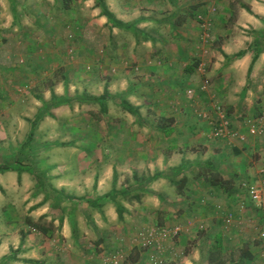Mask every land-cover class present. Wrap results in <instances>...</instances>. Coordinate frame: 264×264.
<instances>
[{
  "label": "crops",
  "instance_id": "obj_1",
  "mask_svg": "<svg viewBox=\"0 0 264 264\" xmlns=\"http://www.w3.org/2000/svg\"><path fill=\"white\" fill-rule=\"evenodd\" d=\"M41 4L63 8L61 1ZM105 5L112 20L96 5L91 16L83 19L78 13L71 20L47 14L46 40H37L34 31L15 34L8 27L0 31V125L11 122L8 131L13 132L15 124L20 127L40 115L39 132L50 140L63 134L59 121H69L70 144L76 146L72 160L37 164L35 169L46 172L43 177L25 171L0 172V227L6 234L15 225L36 235L39 232L25 227L24 220L44 218L60 226L67 237L78 226L95 229L120 223L124 228L121 222L131 220L126 226L130 233L138 231L149 216L156 218V227L161 226L160 217L179 216L165 223L168 228L177 226V233L147 247L130 241L123 245L120 264L124 260L128 264H217L208 259L212 236L221 233L224 243L231 239V230L238 234V227L223 224V214L234 215V224L242 217L255 222L264 216V201L257 208L240 187L264 180V129L251 135L245 124L264 109V0H105ZM199 14L209 22L208 40L201 38ZM82 21L90 26L87 39L79 35L70 44L74 35L68 34L69 43L64 44L63 28L78 29ZM48 24L57 26L56 39ZM240 51L244 53L237 56ZM19 54L24 58L17 61ZM203 78L209 80L204 90ZM188 89L192 94H187ZM104 91L108 93L104 101L88 98ZM213 100L226 107L231 128L243 132L244 140L212 136V124L197 110L211 115ZM95 105L106 107L108 141H95V128L80 129L82 118L93 121ZM3 132L0 127V152L5 150L3 144H10ZM97 144L104 145L100 155ZM24 155L18 160L25 161ZM66 169L75 171L68 174ZM37 181L49 182L64 194L85 195L94 204L62 195L54 199L43 190L33 194L34 188H41ZM19 186L27 192H20ZM106 193H114L124 206L123 219L118 218L113 198H100ZM242 199L246 209L238 204ZM23 207L29 212L22 213ZM198 222L200 230H194ZM246 229L250 235L251 229ZM6 234H0V264L20 244L19 239L9 242ZM32 234L16 253L18 261L42 257V264H48L39 253L44 245L35 243ZM238 237L242 239L241 234ZM241 243L245 248L234 244L237 255L223 256L221 261L238 264L241 250L247 249L252 254L249 263L264 264L262 253H254L257 242ZM110 249L105 243L95 263L102 264ZM130 254L133 262L128 260Z\"/></svg>",
  "mask_w": 264,
  "mask_h": 264
},
{
  "label": "rangeland",
  "instance_id": "obj_2",
  "mask_svg": "<svg viewBox=\"0 0 264 264\" xmlns=\"http://www.w3.org/2000/svg\"><path fill=\"white\" fill-rule=\"evenodd\" d=\"M56 2V1H61L63 4V8H58L55 4L53 6L50 5L49 8H43L41 2ZM95 0H0V31L4 30L6 31V28H9V31L11 33L19 34L23 32V30H28L30 32L34 31V34L36 37H38L37 40H46L49 39L47 29H45L43 26L46 24L45 17H47V14L51 16H58L61 18L69 17V20H71V16H74L76 13L82 15L83 18H87L91 16V11L93 7L95 6ZM10 4H13L12 9L10 7ZM75 5V6H74ZM74 6V7H73ZM53 24H55V19L52 20ZM83 22V21H82ZM82 24V23H81ZM52 28L49 30L54 31L53 38L56 39L55 33L57 26H53L48 24ZM83 22V26L79 27L78 29H73L72 27L68 28H63V43L67 44L69 41H66V38L68 37V34L74 35L73 38L70 40L71 42L79 37V35L82 36V38L85 36V39H87V36L90 32L89 25H87ZM3 31V32H4ZM249 31V29H248ZM75 32V34H74ZM24 33V32H23ZM58 34V39L61 37L59 32ZM254 36H258L257 33H253ZM61 41V40H60ZM74 45V44H73ZM20 58H24L22 54L17 55V61ZM94 110H91L92 114L91 117L93 118V121L87 122V121H82L81 122L82 127L80 129H87V128H95L96 133V138L95 141H103L108 138V134H104L105 131H108V127L106 128L107 122L104 123V118L103 115L106 112L101 110V107H98V105H95ZM123 109L126 107L123 106ZM0 110H2L0 108ZM32 119H28L22 122V126L26 125L24 128H21L22 126L18 127L17 124H15L14 128L15 130L13 132L8 131V125L11 122H6V121H1L0 127L3 128L5 135L4 141L10 142V144H3L5 147V150L3 152H0V161L4 163H10L13 161V158L18 159L20 157L26 156L25 162L27 163H33L32 167L37 168L36 165H40V162H52L53 160H56L58 164L61 163V161H66V160H72L73 155L72 152H74L76 149H73L70 143L72 139V135L70 134L69 127L71 125V122L69 121H59V126H62L63 129V134L57 136L53 139H48L45 135L42 136L40 134V129L39 126L41 124L40 121L37 122L36 125H32ZM127 122V121H126ZM77 123V122H76ZM90 127L86 126L89 125ZM106 124V125H105ZM109 125V124H108ZM29 128V130H27ZM49 128V127H48ZM64 129H66V132H64ZM17 131H19V134H17ZM28 131L29 133L32 132V136L28 137ZM43 133V131H41ZM40 134L41 136H39ZM100 135V137H97ZM39 136V137H37ZM63 140L62 142L68 141L66 145H71V146H65V147H60L59 142L57 140ZM26 140V141H25ZM24 141V142H23ZM57 141V142H56ZM80 145L82 144V138H80ZM23 143V144H22ZM24 143L28 144L24 147ZM13 146V149L12 147ZM104 145L97 144L96 147V154L100 155L101 148ZM25 149V150H24ZM52 149H57L60 150L59 154H52L51 151ZM24 151V154L22 153ZM62 151V152H61ZM102 151V150H101ZM17 157V158H16ZM32 160V161H31ZM35 164V165H34ZM45 164V163H44ZM44 166V165H43ZM61 170V169H59ZM68 174H71L73 169H66ZM128 172L127 170H125ZM124 171H121L123 173ZM5 176V175H4ZM122 178V175L120 176L119 179ZM262 178V177H261ZM260 183L258 182V179L255 181H252V184L257 185L261 190L264 188V180L260 179ZM240 187L246 191V188L240 184ZM39 190H43L42 188H34L33 194L38 192ZM19 191L22 193H26L25 189H23L21 186H19ZM263 192V199L260 203L253 202L254 205L257 208L262 207V203L264 201V189L262 190ZM248 194V192H246ZM246 194V195H247ZM54 195L53 193L51 196ZM249 196V194H248ZM250 197V196H249ZM241 202L244 203L243 207L240 208H247V204L244 201V199L240 200L238 204ZM20 211L22 213L29 212L27 208H22ZM225 214L224 213L221 217L225 221ZM234 214V213H233ZM234 216V215H233ZM179 220L180 217H160L158 218L157 221H159L158 224L164 225L166 222L169 223V220ZM235 216L232 219V222L230 224H227L226 222H223V224L226 225V227L230 228H236L238 234H233L234 230H231V239L229 241L225 240V250H224V256H229L232 255L235 257L237 254L233 251V246L234 244H240L243 248H245V245H242V240H249V242L254 241L257 242V245H259L258 250H256L254 253L257 254V252L262 253L264 250V240H261L260 234L264 232V216L262 215L260 218L253 222L251 221L250 217H242V220L240 222H236L234 224ZM24 224L26 227V219L24 220ZM194 221V219H193ZM39 222L41 224H48L49 220L47 219H40ZM131 220L127 221H122L121 224L125 226L124 228L121 227L120 223L118 226L113 225V226H108V227H96L95 229L92 228L91 226H84V227H79L77 232H73V234L64 237L63 234L61 233V228L60 226H55L53 225V233L50 237H46L43 234H36L33 235L30 233V231H23L19 230V227H16L15 225L11 227L10 231L8 234L5 233L4 228L0 227V234H6L10 238L9 242L14 241L15 239H21V232H27L24 242L29 239L28 234H32L35 243H38L39 245H44L45 250H41L39 253H41L42 256H46L48 264H71L72 260H75L76 263L73 264H96L95 262V257H101L100 254L103 252V246L106 243L108 246H111V249L109 252L105 255V261L102 262V264H120V261L124 258L125 254V249H123V245L127 244L129 241L131 244H138L140 239H138V235L140 232H146L149 228L153 227L157 222L156 218L149 216L145 218L144 220V225L138 229V231H133L130 232L126 228L127 224L130 223ZM200 222L196 223V225H193L194 230H200L199 224ZM189 223L186 222V225ZM22 225V224H19ZM141 225V224H140ZM165 227H169L168 225H164ZM174 227V225H172ZM172 226L170 228H172ZM229 228V229H230ZM251 229V234L249 235L248 232L245 231ZM250 228V229H249ZM27 229H30L27 227ZM126 231H124V230ZM226 229H223V233L226 235ZM37 232V231H36ZM242 235V239L238 237V235ZM240 238V240H239ZM23 242V243H24ZM259 242V244H258ZM246 243V242H245ZM115 244L120 245L118 247H115ZM19 245V244H18ZM142 247H147V246H142ZM122 249V250H121ZM240 252V249H239ZM18 253V252H17ZM13 254V252L11 253ZM255 254V255H256ZM263 258V257H262ZM19 258H12L9 259L6 262H3V264H28V263H21L18 261ZM39 260H43L42 257ZM9 262V263H8ZM30 264V263H29ZM258 264V263H256ZM260 264V263H259Z\"/></svg>",
  "mask_w": 264,
  "mask_h": 264
},
{
  "label": "trees",
  "instance_id": "obj_3",
  "mask_svg": "<svg viewBox=\"0 0 264 264\" xmlns=\"http://www.w3.org/2000/svg\"><path fill=\"white\" fill-rule=\"evenodd\" d=\"M95 1H96L95 5L99 6L101 8V14L102 15H106L109 19L112 20L113 16H112L111 12L107 9V7L105 5V0H95ZM246 7H247V10L250 11L249 7L248 6H246ZM113 22L118 23V22H116L114 20H113ZM243 53H244V51H240L236 55L239 56V55H241ZM256 57H257V54H255L253 56L252 62L256 59ZM107 96H108V93L106 91H104L103 94H101L99 96H90L88 98L91 101H94V102H101V101H104ZM101 110L105 111L106 107L101 106ZM39 119H40V115L36 119H34L32 121V125L33 126L36 125ZM31 136H32V132H30L28 134V137H31ZM59 144L60 145H66L67 143H59ZM20 158H23V157H20ZM8 170L17 171L19 173L25 171V172H28V173L34 175L35 177H38L40 175L43 177L45 175V173H46L44 170H38V169L33 168L30 163H27V162H25V161H23L21 159L20 160L14 159L10 163L0 162V172L8 171ZM113 175H114L113 176V181H114V179L116 178V171L115 170L113 171ZM154 176H156V175H154ZM151 177L149 176V178H151ZM37 183H38L37 185L39 187H41L43 189V191L47 192L49 195H51L53 193L54 194V199L58 198L57 197L58 195H62L63 196L62 198H65V199H69V200L75 199V200H77L79 202L86 201L87 203H89L91 205L94 204V200H92L91 198H89V197H87L85 195H83V196H74V195H71V194H64L63 190L56 189L49 182H46L44 184H42V183L39 184V182L37 181ZM114 193H106L103 196H101L100 198L101 199H105V200L108 199V198L109 199H111V198L114 199V196L112 195ZM59 199H61V198H59ZM114 201H115V205H116L118 218H119V220H121V219H123V213L125 212V208L117 200L114 199ZM39 220L38 221H31L28 217H26V223H27V225L29 227H31L33 230L45 235L46 237H50L52 235V233H53V230H54L52 222H49L48 224H41L39 222ZM26 234H27V232H21L20 244L15 250H11V251H13V254H10V255L6 256V260L7 261L9 259L16 258V253L20 251V248H21V246H22V244L24 242ZM212 242H213V247L208 252L209 261H212V262L217 263V264H225L224 262L221 261V260H223L222 257L224 256V250H225L224 249V247H225L224 243L225 242L223 243L222 234L221 233H215L212 236ZM240 258H241V260L239 261L238 264H251L249 262L251 261L252 254L247 249H244V250H241ZM6 260L5 261L2 260L1 264H3V261L6 262ZM128 260L131 261V262L134 261V259H133L131 254L128 256ZM23 261L26 262V263H30V264H42V261L38 260V259H24ZM123 264H128V262H126V260H124ZM209 264H210V262H209Z\"/></svg>",
  "mask_w": 264,
  "mask_h": 264
},
{
  "label": "built area",
  "instance_id": "obj_4",
  "mask_svg": "<svg viewBox=\"0 0 264 264\" xmlns=\"http://www.w3.org/2000/svg\"><path fill=\"white\" fill-rule=\"evenodd\" d=\"M197 20L200 23L201 27V38L203 40H208L209 34V22L206 20L204 15L199 14L197 16ZM208 79L203 78L201 89L204 90L208 85ZM192 90L188 89L187 94H192ZM197 115L201 118L208 119L212 124V136L215 138H236L239 140H244L246 135L238 130H234L231 128L230 117L226 107L219 101L213 100L211 105V115L210 111L207 110H197ZM246 129L248 130V134L256 135L259 132H262L264 129V109L258 114V116L254 119H248L245 122ZM246 191L248 192L251 200L256 203H260L263 199V192L257 185L243 183L242 184ZM244 203L241 202L239 204L240 207H243ZM233 215L228 213L225 217V222L230 224L232 222ZM179 231V228L174 226L173 228H168L163 225L154 226L149 228L146 232H140L138 235V239H140L139 243L141 246H149L155 240H163L167 238L171 233L175 234ZM262 240H264V232L260 234ZM261 257L264 259V250L262 252ZM153 262L158 263L157 259L153 258Z\"/></svg>",
  "mask_w": 264,
  "mask_h": 264
}]
</instances>
